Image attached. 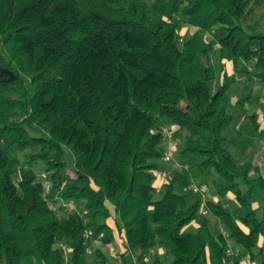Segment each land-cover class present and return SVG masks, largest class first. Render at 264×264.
<instances>
[{
    "label": "trees",
    "instance_id": "obj_1",
    "mask_svg": "<svg viewBox=\"0 0 264 264\" xmlns=\"http://www.w3.org/2000/svg\"><path fill=\"white\" fill-rule=\"evenodd\" d=\"M231 61L264 85V0H0V264H109L117 240L228 264L209 214L264 264V123Z\"/></svg>",
    "mask_w": 264,
    "mask_h": 264
},
{
    "label": "rangeland",
    "instance_id": "obj_2",
    "mask_svg": "<svg viewBox=\"0 0 264 264\" xmlns=\"http://www.w3.org/2000/svg\"><path fill=\"white\" fill-rule=\"evenodd\" d=\"M195 31L194 28L190 26H184L180 31V38H181V44L186 40L193 32ZM227 70L231 76H235L237 78V83L235 85V89L233 91V100L236 102L239 98L243 97V95H248L251 97V100L255 103L254 109L259 112L261 115V119L264 123V85L254 82L253 86L251 87V83L247 80V78L244 75H240L237 71V63L235 61H231L227 64ZM165 140L164 145L166 148V152L168 150L169 142H174L177 144V148L182 143L183 140V134L179 130H173L172 128L165 129ZM176 159V153L174 154V158L171 162H167L165 160L164 167L167 166L166 171L161 172L160 174L165 173L167 175V179L172 174H182V166L181 163L177 161ZM68 173L72 174L71 171H68ZM161 177L159 176V181ZM166 179V180H167ZM182 180V181H181ZM181 184L183 186V181L186 180V177L182 175ZM164 181V180H163ZM165 182V181H164ZM188 182V181H187ZM198 184V182H195V184ZM189 186H186L187 189L191 190L192 183L188 182ZM185 189V188H184ZM213 192L214 189L211 188V194L208 196V198H213ZM58 206H54V208H57ZM69 254H67V263H69Z\"/></svg>",
    "mask_w": 264,
    "mask_h": 264
},
{
    "label": "crops",
    "instance_id": "obj_3",
    "mask_svg": "<svg viewBox=\"0 0 264 264\" xmlns=\"http://www.w3.org/2000/svg\"><path fill=\"white\" fill-rule=\"evenodd\" d=\"M173 130H179L177 128H172ZM159 189L164 185V181L161 178L157 183ZM188 186L186 180L183 181V188ZM216 198V197H215ZM231 200H234L233 196L229 195ZM217 199V198H216ZM255 208H259V204H255ZM211 223L213 224L214 233L218 242L222 245H226L228 250L232 253L231 255H227L228 264H233L234 260L238 258L240 260L239 264H263V257L258 256L255 260H251L249 255H244L241 249L237 248L228 238V234L223 230L222 225L219 223L218 219H216L212 215H208ZM113 222H111L112 224ZM199 224L194 223L191 227H189V231H196L198 229ZM245 231H248L245 227H243ZM262 246V242L260 244ZM104 253L109 258V264H136V258L130 253H125V247L122 244L121 240H117L116 242L109 244L105 247H102ZM156 257H160L163 264H171L170 257L163 249H156L152 253V255L145 261L144 264H153V261Z\"/></svg>",
    "mask_w": 264,
    "mask_h": 264
},
{
    "label": "built area",
    "instance_id": "obj_4",
    "mask_svg": "<svg viewBox=\"0 0 264 264\" xmlns=\"http://www.w3.org/2000/svg\"><path fill=\"white\" fill-rule=\"evenodd\" d=\"M177 148V144L174 143V142H169V146H168V150H167V153H166V156H165V160L170 162L173 160V157H174V153H175V150ZM162 178H167V175L165 173L161 174ZM191 190L197 194H200L203 198L204 201H206L208 195H209V192H210V188L208 185H204V184H193L191 186ZM204 215H206V212L203 213ZM231 251L228 250L227 251V255H231Z\"/></svg>",
    "mask_w": 264,
    "mask_h": 264
}]
</instances>
